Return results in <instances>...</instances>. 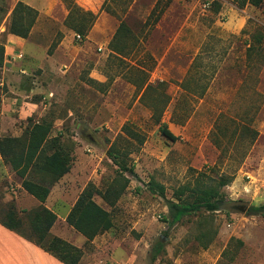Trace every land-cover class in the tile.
<instances>
[{
    "label": "rangeland",
    "instance_id": "obj_1",
    "mask_svg": "<svg viewBox=\"0 0 264 264\" xmlns=\"http://www.w3.org/2000/svg\"><path fill=\"white\" fill-rule=\"evenodd\" d=\"M206 1L0 0L1 107L3 100L5 105L19 100L8 117L0 115L2 136H21L29 119H47L53 123L51 137L60 135V145L79 161L82 183L104 191L118 178L130 180L109 208L111 245L83 246L86 260L264 264V215L246 213L264 204V4L245 13L227 0H210L204 11ZM19 2L38 12L21 59L8 56L17 54L10 27ZM76 8L97 16L83 41L72 26L81 19L71 14ZM121 23L120 38L110 43ZM111 46L138 51L117 55ZM197 55L196 73L188 76ZM146 73L153 85L144 94ZM24 101L46 108L25 118L19 112ZM126 124L134 136L123 132ZM162 125L179 140L164 137ZM112 146L135 176L122 173L108 157ZM222 175L232 179L220 187L221 196L248 203L244 213L220 205L218 211L203 209L170 223L168 205L179 201L178 190L194 188L198 179L205 187L218 186ZM21 183L10 168H0L5 203L16 197ZM191 195L187 191L181 201L192 202ZM66 226L59 221L52 234L71 229ZM159 241L164 248L154 258Z\"/></svg>",
    "mask_w": 264,
    "mask_h": 264
},
{
    "label": "trees",
    "instance_id": "obj_2",
    "mask_svg": "<svg viewBox=\"0 0 264 264\" xmlns=\"http://www.w3.org/2000/svg\"><path fill=\"white\" fill-rule=\"evenodd\" d=\"M227 1L232 2L239 9L248 6L259 8L264 4V0ZM72 13L81 15L79 22L72 26L85 37L84 35L87 34L88 29L97 17L96 14L84 12L79 8L72 9ZM37 16L38 12L35 9L19 2L14 12L10 33L26 39ZM87 17H90V24L86 22ZM122 27L123 23L120 24L117 35ZM253 48L254 46L251 45L248 52H252ZM263 49L262 47L261 50ZM150 88L151 86L147 90ZM29 121L31 122L29 127L21 136H0V153L5 164L21 178L23 189L34 196L40 202V205L30 210H19L15 200L5 203L0 192V224L32 242L64 264H80L85 253L84 248L52 234V228L58 221V215L45 205L52 187L70 172L73 164L72 153L60 145V135L51 137L53 131L51 121L47 119H42L36 123L30 119ZM123 132L127 133L128 136L135 135V132L130 130L129 124L123 126ZM161 132L164 137L172 142L179 140V136L175 135L167 125L161 126ZM107 155L122 173H128L131 176L136 175L133 166L129 165L124 157L120 156L116 147L112 146ZM36 174L40 177H36ZM202 175L205 174L202 173ZM231 179L222 175L218 186L214 187H205L198 179L194 188L183 187L178 190L176 195L179 201H170L168 205L170 223L172 225L177 224L183 217L203 209L209 212L218 211L220 205L225 202L219 189L227 185ZM121 182L119 178L116 179L104 191H99L95 184L90 183L80 194L70 211L66 220L67 224L87 239L84 247L91 244L98 235L113 228L114 223L109 208H112L118 202L126 191L130 180L125 178L124 183ZM158 188L160 193L164 195V187L159 186ZM187 191L193 194L191 196H195L192 202L181 201L182 196ZM96 197H100L107 208L103 207ZM246 213L253 216L264 215V204L250 206ZM163 248L164 244L160 241L157 242L154 246L155 254L153 257L156 258L162 253Z\"/></svg>",
    "mask_w": 264,
    "mask_h": 264
},
{
    "label": "crops",
    "instance_id": "obj_3",
    "mask_svg": "<svg viewBox=\"0 0 264 264\" xmlns=\"http://www.w3.org/2000/svg\"><path fill=\"white\" fill-rule=\"evenodd\" d=\"M249 7H252V6H248L244 9H240V10H242L246 13V11ZM252 8H255V7H252ZM255 9H257V8H255ZM10 36L17 43V45L13 47V50L23 52L24 44H25L23 42H25L26 39L21 38L19 36H15V35H10ZM128 36L129 35H127V36L123 35V36H121V39H125ZM119 38L120 37H118L117 33H115L113 38L111 39L110 43H115L116 39H119ZM84 39H85V37H84ZM172 43L174 44V41H171V44ZM250 47H251V45L249 44L248 49ZM111 48L112 49L110 51L113 54H117V55H125V54H128L130 51L131 52L133 51L132 48L126 49V50H124V52L123 51H116L115 46H111ZM7 50H9V46H7ZM137 51L138 50L135 49L132 53L134 54ZM144 54L146 56H152L151 54L149 55V53H147V51H145ZM198 56L199 55H197V57L194 58L192 63H191V65L188 69V72H187L188 76H191L194 73H196L195 62H196V59L198 58ZM138 67L141 70L145 69L142 66H138ZM144 79H145V83L143 86V93L145 94L147 91V88L149 86H152L153 82L150 81V78L148 77L147 73H146ZM44 100H46V98ZM16 101H19V100L18 99H12V102H8L5 105V102L3 100L2 107H1V114H0L1 119L8 117L7 112L9 109L14 110L13 108L16 107L15 106ZM41 108H43L45 110L46 104H44L43 102L37 103V102H33V101H31V102L30 101H24L21 106L19 105V112H20V114H24V113L27 114L25 117V118H27V116H31L32 114L37 112L38 109L40 110ZM2 135H3V133H0V136H2ZM2 158H3V156H2ZM78 162L79 161L77 160L74 163V160H73V164H72V168H71L70 172L67 173L65 176H63L52 187L51 193H50L47 201L45 202V205L49 209L53 210L58 215L57 223L62 220L68 226V227L66 226L67 228H69V225L67 224L66 220H67V217H68L70 211L72 210L73 206L75 205L76 201L78 200V197L80 196V194L91 183L90 181L83 182V183L81 182V176L82 175L78 169L81 166L79 165ZM0 168L9 170V167L4 162V158L2 159V161H0ZM18 186L21 189L19 191V193L16 195L15 198H12L9 196V199L7 198V201H11V200L15 199L16 203L20 207H22L23 209H28V210L33 209V208L40 205V202L34 196H32L26 190H24L22 185H18ZM96 186L98 187V185H96ZM100 204H102L103 207L107 208V206L104 205V203H100ZM54 227L52 228V232H53ZM66 227H65V229H67ZM70 228H71L70 230L69 229L66 230V232L63 233L62 235L56 234V236L62 237L64 239L68 240L69 242L74 241L76 246L83 248L87 239L81 233H79L75 229H73L71 226H70ZM71 230L74 232V234H71ZM112 230H113V228L111 230L101 234V235H98L92 241V243L97 244L98 242H102V244L100 245V248L110 246L111 242L113 240V237H112L113 231ZM115 256H117V255H115ZM115 256H113V257H115ZM132 258H133V256L130 257V260ZM85 263L86 264H106L105 261H103V260H99V261L94 260V259L86 260L83 257L80 264H85ZM0 264H64V263H62L57 258L50 255L49 253L43 251L41 248H39L38 246H36L32 242L22 238L21 236H19L15 232L8 230L7 228H5L4 226H2L0 224Z\"/></svg>",
    "mask_w": 264,
    "mask_h": 264
},
{
    "label": "water",
    "instance_id": "obj_4",
    "mask_svg": "<svg viewBox=\"0 0 264 264\" xmlns=\"http://www.w3.org/2000/svg\"><path fill=\"white\" fill-rule=\"evenodd\" d=\"M248 206L249 204L243 201H226L221 205V209L226 210L230 213H244ZM162 238H164V236H162ZM165 239L167 240L168 238Z\"/></svg>",
    "mask_w": 264,
    "mask_h": 264
},
{
    "label": "built area",
    "instance_id": "obj_5",
    "mask_svg": "<svg viewBox=\"0 0 264 264\" xmlns=\"http://www.w3.org/2000/svg\"><path fill=\"white\" fill-rule=\"evenodd\" d=\"M212 4H213V1H210V0L206 1V2L203 4V10H204V11H207L208 9L211 8ZM76 39H77L78 41H83L84 37H83L81 34H76ZM8 56L11 57V58L14 57V58L21 59V58L24 57V53H23V52H20V51H17V54H15V56L11 55L10 53H9ZM2 159H3V158H2V154L0 153V161H2Z\"/></svg>",
    "mask_w": 264,
    "mask_h": 264
}]
</instances>
